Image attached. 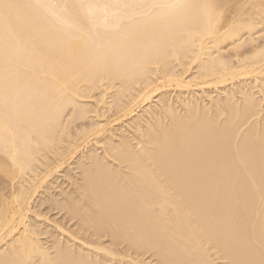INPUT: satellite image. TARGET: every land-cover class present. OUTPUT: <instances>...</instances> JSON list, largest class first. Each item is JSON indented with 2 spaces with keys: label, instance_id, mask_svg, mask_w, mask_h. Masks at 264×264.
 <instances>
[{
  "label": "bare ground",
  "instance_id": "obj_1",
  "mask_svg": "<svg viewBox=\"0 0 264 264\" xmlns=\"http://www.w3.org/2000/svg\"><path fill=\"white\" fill-rule=\"evenodd\" d=\"M0 264H264V0H0Z\"/></svg>",
  "mask_w": 264,
  "mask_h": 264
},
{
  "label": "rangeland",
  "instance_id": "obj_2",
  "mask_svg": "<svg viewBox=\"0 0 264 264\" xmlns=\"http://www.w3.org/2000/svg\"><path fill=\"white\" fill-rule=\"evenodd\" d=\"M46 211H47V210H46ZM46 211H45V212H46ZM48 212H50V213H52V214H53V213H54V210H51V211L49 210V211H47V214H48ZM50 213H49V214H50ZM52 214H51V215H49V216H50V217H52V216H53ZM57 216H58V215H57Z\"/></svg>",
  "mask_w": 264,
  "mask_h": 264
}]
</instances>
